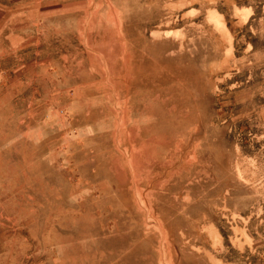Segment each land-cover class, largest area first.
Here are the masks:
<instances>
[{
    "label": "rangeland",
    "instance_id": "obj_1",
    "mask_svg": "<svg viewBox=\"0 0 264 264\" xmlns=\"http://www.w3.org/2000/svg\"><path fill=\"white\" fill-rule=\"evenodd\" d=\"M0 264H264V0H0Z\"/></svg>",
    "mask_w": 264,
    "mask_h": 264
}]
</instances>
